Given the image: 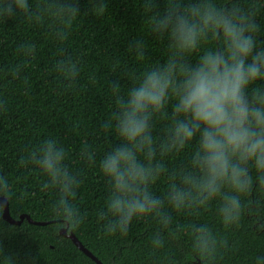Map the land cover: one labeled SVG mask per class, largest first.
I'll return each mask as SVG.
<instances>
[{"label":"trees","instance_id":"16d2710c","mask_svg":"<svg viewBox=\"0 0 264 264\" xmlns=\"http://www.w3.org/2000/svg\"><path fill=\"white\" fill-rule=\"evenodd\" d=\"M218 2L236 4L255 19L258 46L264 48V0ZM186 3L28 0L27 10L14 8L13 16H0V197L8 200L15 220L28 214L37 222H51L35 225L25 219L13 225L0 205V264L3 257H11L13 264H98L61 235L62 228L102 264H264V184L257 178L264 173L245 164L252 186L243 193L222 186L213 197L197 187L205 175L192 163L198 148L194 142L185 150L173 144L174 101L166 116L150 120L155 156L146 150L138 155L148 173L140 187L159 206L133 216L127 231L107 210L111 184L100 162L119 143L114 88L119 85L125 96L142 73L169 59L168 37L154 32L152 21L171 4ZM101 4L106 5L102 14L97 11ZM136 43L143 45V58L137 56ZM214 43L209 38L204 47ZM186 58L194 62L197 57ZM257 84L264 87V81ZM45 140L65 148L64 167L76 177L68 198L80 221L76 227L55 210L61 188L31 159ZM177 191L186 193L179 206L173 199ZM225 195L241 204L239 217L227 224L220 212ZM109 224H116L115 232L107 230Z\"/></svg>","mask_w":264,"mask_h":264},{"label":"clouds","instance_id":"9594fccd","mask_svg":"<svg viewBox=\"0 0 264 264\" xmlns=\"http://www.w3.org/2000/svg\"><path fill=\"white\" fill-rule=\"evenodd\" d=\"M14 8L27 10L28 0H3L0 16H13ZM105 10L104 4L97 8L101 14ZM152 29L162 37L166 34L172 55L142 73L125 96L119 94V85L114 88L117 111L113 118L119 143L100 162L111 184L107 210L117 215L121 231H127L133 216L146 215L160 204L140 187L148 173L138 155L146 150L150 158L155 156L150 120L166 116L171 101L173 144L185 150L194 142L198 148L192 163L205 175L197 187L213 197L222 186L243 193L252 186L245 164L251 162L257 173H264V87L257 84L264 81V48L258 46L256 20L236 4L188 0L171 4L161 17L153 18ZM209 38L214 46L205 48ZM142 48L136 43L138 58H143ZM192 54L197 57L194 62L186 58ZM66 158L65 148L53 140H45L31 155L51 184L61 188L55 210L76 227L80 221L68 198L74 195L77 180L64 167ZM89 159L94 157L89 154ZM257 178L264 184V175ZM4 190H8L6 181ZM185 195L176 192L177 206ZM223 200L220 212L227 224L239 217L241 204L236 196L225 195ZM106 227L116 230V224ZM3 264H13L11 257H3Z\"/></svg>","mask_w":264,"mask_h":264},{"label":"water","instance_id":"95a60500","mask_svg":"<svg viewBox=\"0 0 264 264\" xmlns=\"http://www.w3.org/2000/svg\"><path fill=\"white\" fill-rule=\"evenodd\" d=\"M0 205L4 208L3 218L7 222H9L13 225H21L25 219H27L30 223L35 224V225H47L48 223H51V222H37V221L33 220L28 214H24V215L20 216L19 220L13 219L11 214H10L9 202L5 197H0ZM60 234L65 236V237H69L74 242V244L82 252H84L88 257H90L92 260H94L98 264H102L101 261L97 259V257H95L88 249H86L82 245V243L79 241V239L73 233L68 234L67 228H62L60 230ZM198 264H202V263L199 262Z\"/></svg>","mask_w":264,"mask_h":264}]
</instances>
